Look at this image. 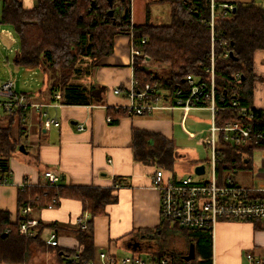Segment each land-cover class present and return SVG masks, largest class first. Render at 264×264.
I'll list each match as a JSON object with an SVG mask.
<instances>
[{"label":"trees","instance_id":"1","mask_svg":"<svg viewBox=\"0 0 264 264\" xmlns=\"http://www.w3.org/2000/svg\"><path fill=\"white\" fill-rule=\"evenodd\" d=\"M34 6L25 8L21 1L1 0L0 24L13 27L19 42L15 63L31 69H39L45 76L44 95L48 101L60 95L61 105H103L106 88L99 85L85 87L74 82L77 75L83 78L94 64L112 54L114 38L132 34V47L140 51L135 56L133 76L142 85L149 81L163 90L172 104L175 93L187 94L189 78L205 79L211 54V32L208 25L210 0H157L170 7V23L154 25L131 22V0H33ZM151 4V3H150ZM232 10L215 13L213 52L215 64L214 120L216 125L239 122L254 132L264 134V110L252 106L253 85L259 77L253 72V56L264 51V9L254 3L234 4ZM110 10L112 14L110 15ZM216 8L214 9V12ZM145 40L142 43V40ZM223 53H227L226 58ZM161 65L164 70L156 73L150 63ZM238 75V77H236ZM209 92V86L206 92ZM182 96V95H181ZM183 97V96H182ZM29 100V97L26 96ZM232 102L251 110V119L241 117L231 109ZM209 99L202 96L192 102L194 107H208ZM29 107L17 108L7 114L0 126V184L10 179L8 159L18 153L22 145V118ZM107 115L115 123V116L126 114L107 107ZM18 127V137H11V128ZM136 141L135 157L144 163L156 160L162 167L170 168L177 159L171 141L155 134L133 131ZM156 139V147L141 146L148 139ZM140 145V146H139ZM138 147V149H137ZM218 157L215 175L218 181L226 176L233 178L242 169V155L264 150V138L259 143L238 146L217 142ZM80 202L81 212L89 214L87 229L77 231L82 245L80 259L94 261L91 233L92 221L105 213L106 206L114 204L116 197L110 189L74 188L27 185L17 194V217L11 222L8 212L0 210V264H29L44 246L41 233L45 225L37 219L32 228L34 235L21 236L19 225L34 219L38 211L56 208L61 199ZM31 211L23 214L22 211ZM49 209V210H51ZM193 245L191 264H212V234L206 229H180ZM5 235V236H3ZM61 250L54 254L55 264L61 263ZM65 252H62L64 254ZM71 256V254H69ZM40 260V259H39ZM67 261L66 263H68Z\"/></svg>","mask_w":264,"mask_h":264},{"label":"crops","instance_id":"2","mask_svg":"<svg viewBox=\"0 0 264 264\" xmlns=\"http://www.w3.org/2000/svg\"><path fill=\"white\" fill-rule=\"evenodd\" d=\"M17 1H21L25 8L34 6L33 0ZM154 1L157 0H131L132 24L170 23L169 5L165 2L152 3ZM256 1L210 0L216 8L215 13L221 10L222 4L256 5ZM154 8L161 10L165 17H154ZM130 49L129 34L116 36L112 54L98 60L91 70L92 84L107 89L103 105H61L60 99L48 101L49 96L43 95V92L38 93V100L29 98L28 103L39 108L28 106V112L22 118L23 134L19 138L26 154L13 153L8 159L10 179L0 184V210L8 212L11 222H15L17 194L21 185H39L43 183V172L54 169L61 175V186L110 189L116 197V202L106 206L105 213L92 221L94 261L98 260L99 253H107L116 257L139 258L148 264L160 261L191 264L189 261L194 259L193 245L180 229L162 222L159 195L151 186V177L157 169L165 170L174 179L183 177L172 171L174 163L170 168H165L156 160L147 163L139 161L135 157L133 131L159 135L174 146L178 130L185 129L188 119H203L207 125L211 121V111L207 107L182 110L164 105L166 108L152 115L130 117L122 114L114 117L115 123H106L107 107L114 110V107L126 104L125 99L113 94V89L124 88L131 81ZM262 60L264 51L256 52L253 72L260 80L253 85L252 106L264 110ZM76 83L85 85L83 78ZM42 113L55 119L58 125L45 126ZM209 128L203 130V135ZM18 135L15 124L11 128V137L16 139ZM156 143V139L149 138L141 146L151 149L156 147ZM179 160L186 159L180 156ZM242 163L241 173H234V182L242 187L264 185V150L243 154ZM204 173L205 169L199 176ZM81 211L79 201L63 198L56 208L33 213L34 219L31 221L37 223V219H40L45 225H57L54 229L44 228V260L55 264L54 254L57 250H61L59 255L62 258L61 263L57 264L70 261L73 254H81L83 247L76 236L79 231L76 219L81 215L89 217L88 213ZM51 234L56 236V247L46 245ZM142 254L147 260L142 259ZM247 255L264 259V222L218 220L212 231V264H251Z\"/></svg>","mask_w":264,"mask_h":264},{"label":"built area","instance_id":"3","mask_svg":"<svg viewBox=\"0 0 264 264\" xmlns=\"http://www.w3.org/2000/svg\"><path fill=\"white\" fill-rule=\"evenodd\" d=\"M220 8L224 11L232 10L231 4H222ZM210 15L208 25L211 32V54L209 66L205 70V79L189 78L186 83L189 91L187 94L177 91L171 104L165 92L158 89L156 83L151 81L140 84L133 76V65L135 56L140 55V51L132 47L129 55V65L132 69L131 81L128 86L113 89V94L125 99L126 104L114 107V111H123L130 117H141L152 115L154 112L164 109V105L170 108H179L189 110L194 108L192 102L198 101L202 96L209 99L211 111L210 128L204 134L201 142L211 150V174L208 180L197 181L192 176H185L181 179L172 178L165 170L157 169L151 177V186L159 195V213L163 223L173 225L177 229H206L212 234L215 224L218 220L235 222H264V185H254L252 187H242L234 182L231 176H226L218 181L215 175V163L218 157L217 142L221 137L224 142L238 146L244 143L252 142L254 144L264 138V134L254 132L248 125L239 122L226 123L218 126L214 120L216 107L214 105V86H215V64L213 52V29L215 24L214 6L210 2ZM130 42L132 34L130 32ZM142 43L145 42L143 39ZM227 53H223L226 58ZM238 77V75H236ZM209 86V92L206 88ZM13 81L5 82L1 85L0 95L7 98L1 103L5 113L12 114L20 107H37L28 103L24 95H18L14 92ZM183 97H182V96ZM55 100L60 99V95L54 96ZM39 108V107H37ZM42 108V107H40ZM231 109L235 110L241 117L251 119V110L246 107H240L236 102H232ZM45 126H57L58 122L42 113ZM106 123H112L110 116H106ZM82 130V127H79ZM43 183L41 186L55 187L61 181V175L54 169H47L42 174ZM5 184V183H4ZM26 184L21 185L22 190ZM51 209V206H48ZM30 208L22 211L23 214L30 212ZM89 217L81 215L76 219V227L80 231L87 229ZM36 225L35 221L22 222L19 225V234L21 236H32ZM48 247H56V236L51 234L46 241ZM251 264H264V259L247 255ZM62 264H148L139 258L130 256L116 257L107 253H99L97 261H88L80 259L79 254H73L68 263ZM153 264H167L160 261Z\"/></svg>","mask_w":264,"mask_h":264},{"label":"rangeland","instance_id":"4","mask_svg":"<svg viewBox=\"0 0 264 264\" xmlns=\"http://www.w3.org/2000/svg\"><path fill=\"white\" fill-rule=\"evenodd\" d=\"M256 6L264 9V0H257ZM169 7V6H167ZM169 9V8H167ZM1 0H0V18H1ZM154 17H165V14L161 10L153 9ZM158 24V23H157ZM163 23H159L161 25ZM19 51V42L17 35L13 27L9 25L0 24V88L1 85L8 81H13L14 92L18 95H24L31 98L33 101L38 100V93L44 95V88L46 79L43 73L39 69H31L24 66H19L15 63V56ZM149 66L156 73H161L164 67L154 63H150ZM262 66H264V60H262ZM92 74L87 73L83 76L84 86L87 88L92 84ZM81 77L77 75L74 82H81ZM264 84V82H261ZM107 93V89L105 91ZM7 100L6 97L0 95V117L5 115V111L1 106V102ZM30 101V100H29ZM32 101V102H33ZM36 113V112H35ZM202 120V121H201ZM6 122L1 121L0 126H5ZM16 124V123H15ZM14 124V125H15ZM17 125V124H16ZM210 123L205 125L203 119H188L185 129H179L174 140V150L177 153V159H175L172 171L179 177L192 176L194 180H208L211 174V157L212 153L208 146L204 145L200 138H203V133ZM193 134L196 138H193ZM194 136V137H195ZM28 151V149H27ZM180 156L185 157L184 160H179ZM198 165H202L205 169V173L202 176H197L193 173V169ZM241 171L238 172L240 174ZM44 230L41 233V237L44 239ZM142 259L147 260L146 256L142 254ZM40 259V260H39ZM48 260H44V246L40 247V251L37 252L35 257L29 264H46ZM50 264V261H48Z\"/></svg>","mask_w":264,"mask_h":264},{"label":"water","instance_id":"5","mask_svg":"<svg viewBox=\"0 0 264 264\" xmlns=\"http://www.w3.org/2000/svg\"><path fill=\"white\" fill-rule=\"evenodd\" d=\"M112 14V11L110 10V15ZM18 152L19 153H22V154H26V151L23 147V145H20L19 148H18ZM204 172V167L202 165L200 166H195L194 169H193V173L197 176L203 174ZM5 236V235H3ZM135 245H138L137 243H135Z\"/></svg>","mask_w":264,"mask_h":264}]
</instances>
